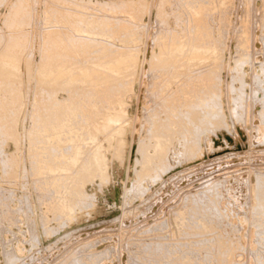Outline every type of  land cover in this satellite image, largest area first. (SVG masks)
Instances as JSON below:
<instances>
[{"label": "rangeland", "instance_id": "rangeland-1", "mask_svg": "<svg viewBox=\"0 0 264 264\" xmlns=\"http://www.w3.org/2000/svg\"><path fill=\"white\" fill-rule=\"evenodd\" d=\"M243 1L0 0V264H264Z\"/></svg>", "mask_w": 264, "mask_h": 264}, {"label": "bare ground", "instance_id": "bare-ground-1", "mask_svg": "<svg viewBox=\"0 0 264 264\" xmlns=\"http://www.w3.org/2000/svg\"><path fill=\"white\" fill-rule=\"evenodd\" d=\"M241 1L244 3L243 0H241ZM242 2H241V3H242ZM245 4H246V2L244 3V5H243V4H242V5L245 6ZM243 31H244V30H243ZM243 31H242V32H243ZM244 32H245V31H244ZM244 32H243V33H244ZM243 33H242V36H241V37H243L244 34H245L246 32H245L244 34H243ZM245 35H246V34H245ZM246 38H247V37H245V39H246ZM245 39H244V41H245ZM246 42H247V39H246ZM247 44H248V43H247ZM112 63H113V62H112ZM110 64H111V63H110ZM114 64H115V63H114ZM114 64H113V65H114ZM116 64H117V63H116ZM110 66H111V65H110ZM110 66H109V64H108L107 67H110ZM71 76H72V75H71ZM73 77H74V76H73ZM245 81H246V80H245ZM245 81H244V82H245ZM257 88H258V86L255 88V91L252 90V92H250V93H252V95H249L248 92H245V96H246V98H247L246 100L251 99V98H254V99L256 100L255 102H257L256 104L259 103V101H258L259 98H261V97L263 96V97L260 99V103H259V104L261 105V107H260L259 104H258V110H257V111H258V113H257V114H258V118H257V119H258V121H259V123H260L259 125L262 126V125H264V124H262L263 121H264V93L262 92V93H263V95H262V93L260 92V93H261L260 95H262V96H258L257 94H259V93H256V90L258 91ZM262 88H263V87H262ZM259 89H260V86H259ZM260 90H262V89H260ZM260 90H259V91H260ZM249 91H251V89H249ZM254 93L256 94V96H255ZM254 99H253V100H254ZM253 100H252V102H254ZM248 101H249V100H248ZM255 102H254V103H255ZM246 104L249 106V105L251 104V102H250L249 104H248V103H246ZM252 104H253V103H252ZM247 105H246V108H247ZM250 107H251V109H253L255 106L253 105V107H252V106L250 105ZM248 109H249V107H248ZM248 109H247V110H248ZM257 111H256V112H257ZM250 113H251V112H250ZM250 113H249V114H250ZM257 114H256V115H257ZM248 117H249V116H248ZM249 118H250V117H249ZM250 119H251V118H250ZM247 120L250 121L248 118H247ZM154 125L156 126V124H154ZM257 126H258V125H257ZM261 126H260V127H261ZM251 127H252V126H251ZM258 127H259V126H258ZM258 127H257V129H258ZM55 128H56V127H55ZM55 128H54V129H55ZM154 128H155V127H154ZM262 128L264 129L263 126H262ZM54 129H53V131H54ZM56 129H58V127H57ZM59 130H60V127H59ZM59 130H55V132L57 131L56 133H58ZM62 130H63V128H62ZM255 130H256V129H255ZM258 130L261 131V129H258ZM258 130H256V131H258ZM63 131H64V130H63ZM63 131H62V132H63ZM251 131H252V130H251ZM263 132H264V131H263ZM60 133H61V131H60ZM74 133H75V132H74ZM256 133H257V132H256ZM63 134H64V133H63ZM77 134H78V133H77ZM261 134H262V131H261ZM256 135H257V134H256ZM262 135H264V133H263ZM262 135H261V136H262ZM76 136H77V135H76ZM72 137H73V139H74V135H73ZM72 137H71L70 139H72ZM256 137H257V136H256ZM77 138H79V137L77 136ZM68 139H69V138H68ZM66 141H67V140H66ZM253 176H254V174H253ZM256 187L259 188V189L256 190V189H257V188H256L255 190H252V192H251V199H252L253 202H256V203L258 204V207L255 209V212H257V213H263L262 216L264 217V174H262V175L260 176V178L258 179V183H257V186H256ZM65 197H66V196H65ZM62 199H63V201H64V197H63ZM62 199H61V200H62ZM65 199H66V198H65ZM65 201H66V200H65ZM61 203H63V202H61ZM69 209H70V208H69ZM182 215H183V213H182ZM262 216H261V217H262ZM178 217H181V216L179 215ZM181 218H182V217H181ZM202 219H203V218H202ZM202 219H200V220H199L200 222H198L200 225H201V223L204 221V220H203V221L201 222ZM261 219H262V218H261ZM206 220H207V219H206ZM207 222H208V224H210L211 220H210V221L208 220ZM207 222H206V224H207ZM211 223L214 224L213 221H212ZM202 224H203V223H202ZM204 224H205V223H204ZM206 224H205V225H206ZM188 225H190V224H188ZM181 226L183 227L184 225H181ZM207 226H209V225H207ZM207 226H206V228H207ZM213 226H214V225H213ZM189 227H191V225H190ZM192 227H193V226H192ZM195 227H199V225L197 224L196 226L193 227V229H192V228H191V229L194 230ZM201 227H202V225H201ZM204 227H205V226H204ZM204 227H203V228H204ZM203 228H202V229H203ZM191 229H190V231H192ZM198 229H199V228H198ZM204 229H205V228H204ZM209 229H210V228H209ZM196 230H197V228H196ZM196 230H195V231H196ZM206 230H207V229H206ZM197 231H198V230H197ZM200 231H201V230H200ZM203 231H204V230H203ZM213 242H214V241H212V243H213ZM191 244H192V243H191ZM214 244H215V242H214ZM193 246H194V245H193ZM193 248H195V247H193ZM193 248H192V249H193ZM197 250H198V248H197ZM197 250H196V251H197ZM193 251H195V250L193 249ZM200 251H201V250H200V248H199L198 252H200ZM202 251H203V250H202ZM202 251H201V252H202ZM189 252H190V251H189ZM198 252L196 253L197 255H198ZM193 253H195V252H193ZM193 253H191V255H193ZM202 254H203V253H202ZM199 255H200V254H199ZM185 256H186V254L184 255V257H185ZM184 257H183V258H184ZM188 257H190V256L188 255ZM188 257H187V258L185 257V258H186V259H189ZM192 257H193V256H192ZM192 257H190V258H192ZM183 258L180 259V260H182V261L184 262V259H183ZM193 258H194V257H193ZM193 258H192V260H193ZM197 258L199 259V257H197ZM197 258H196V259H197ZM198 259H197V260H198ZM192 260L189 259V261H192ZM202 260H203V259H202ZM195 261H196V260H195ZM171 262H172V261H171ZM173 262H174V261H173ZM183 262H182V263H183ZM187 262H188V261H187ZM200 262H201V261H200ZM159 264H166V263L159 262ZM167 264H169V262H168ZM188 264H189V263H188ZM191 264H193V263L191 262ZM203 264H206V263L204 262Z\"/></svg>", "mask_w": 264, "mask_h": 264}]
</instances>
